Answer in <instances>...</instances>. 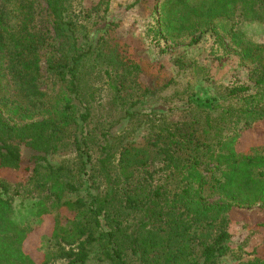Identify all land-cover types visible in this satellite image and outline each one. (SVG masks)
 <instances>
[{"label": "rangeland", "instance_id": "obj_1", "mask_svg": "<svg viewBox=\"0 0 264 264\" xmlns=\"http://www.w3.org/2000/svg\"><path fill=\"white\" fill-rule=\"evenodd\" d=\"M203 1L208 0H188L192 6H199ZM160 3L161 0L67 1V9L62 16L65 22L71 24L73 41L80 53H88L80 62L76 83L82 98L91 107L92 119L85 125L77 121V124L71 123L59 129L53 140L56 150L46 156V161L35 160V151L21 149L18 169L0 168V176L10 182L5 187L4 196L12 204V219L18 226L35 227L34 204L44 200L51 216L58 217V225L65 228L64 238L68 240L42 234L34 245L35 252L43 258L47 257L48 264H67L63 253L70 250L77 252L78 244L86 239L74 237V228L68 219L74 216V212L63 211L62 216L55 199L48 195L54 179L71 181L78 188L75 192L65 193L64 200L80 198L87 202L82 208L87 212L78 218L82 224L90 219L88 204L92 197L104 195L110 188L117 203L124 201L125 192H129L135 184L140 187L138 194L146 188L155 190L164 187V194L168 196V201H172V195L181 188L183 172L172 174L158 162L147 164L144 168H124L119 163L122 149L150 146L160 129L168 125L179 126L192 119L195 109L185 103L189 95L195 100L194 104L205 107L210 101L221 99L231 86L253 84V68L242 65L233 53L216 43L217 39L228 38L221 32L223 19L214 21L215 29L210 27L194 35L185 34L180 40L172 42L156 36L152 31L156 27ZM261 7L256 5L260 11ZM32 11L28 31L45 38V44L37 50L41 70L35 83L39 91L46 93V102L52 106L58 103L57 108L61 110L64 104L61 99L73 97L51 67L65 62L62 55L71 50L73 41L59 36L61 30L53 24V16L45 0H35ZM0 12H3L6 24L19 27L22 16L12 7L0 1ZM234 20L239 22L238 25L242 24L248 39L264 42V25L241 23L242 19L238 16ZM196 37L199 41L193 43ZM23 92L24 86L15 77L7 54L3 55L0 58V115L9 127L21 128L44 117L40 116L41 104L32 101ZM72 104L77 106L76 116L83 112L76 101L72 100ZM15 109L17 115L12 113ZM24 113L31 119H22L20 115ZM253 128L254 125L242 133L235 148L252 149L263 155L264 142L261 139L264 137L261 138ZM80 137L87 139L86 147L82 148L91 156L90 163L83 170L80 166L83 154L76 147V140ZM105 154L109 156L102 162ZM58 167H63L64 172L54 176L51 168ZM201 170L209 185L220 176V170L208 163L202 164ZM209 185H205L201 192L203 200L209 205H222V198ZM94 207L95 204H92ZM121 211L124 235L120 240L125 236V244H129L133 239L127 238V232L133 234L136 231L134 237H138L144 235L149 226H143V223L139 226L140 222L147 221L141 218V212L129 208ZM222 216L209 230L212 236L219 230L228 234L225 242L229 241L231 248L218 259V264H238L255 256L264 257V227L260 226L264 221V206L256 205L251 210L233 209ZM105 219L102 216L98 218L99 228L92 221L88 224L92 239L84 243L88 256L85 264H111L102 249L108 248L105 232L115 231L117 225L112 214ZM201 232L199 230L197 234ZM202 233L206 234L208 230ZM200 240L196 239L191 246L193 253L203 239ZM140 246L133 244L136 253L130 254L131 264H139ZM156 257L162 259V254L160 250L152 249L148 258L153 260Z\"/></svg>", "mask_w": 264, "mask_h": 264}, {"label": "trees", "instance_id": "obj_2", "mask_svg": "<svg viewBox=\"0 0 264 264\" xmlns=\"http://www.w3.org/2000/svg\"><path fill=\"white\" fill-rule=\"evenodd\" d=\"M0 1L22 16L19 27H12L4 22V14L0 12V58L7 54L15 77L24 86L23 94L41 104L40 116H44L39 122L13 128L0 115V168L16 170L21 161V149L35 151V160L46 161V156L56 150L53 140L59 129L71 123L77 124V121L82 125L91 121V107L82 98L76 83L80 62L88 53H80L73 41L71 24L65 22L62 16L69 0H45L52 13L53 24L61 30L59 36L73 41L71 50H66L62 55L65 62L51 67L73 98L63 97L61 110L57 108L58 103L50 105L46 102V93L39 91L35 83L41 70L37 50L45 44V38L29 32L27 28L33 17L35 0ZM256 5L262 6L261 11ZM237 16L242 19L241 23L264 25V0H208L199 6L190 5L188 0H161L156 27L154 30L152 28L156 36L176 42L185 34L194 35L210 27L215 29L214 21L223 19L221 32L228 38L222 41L217 39L216 43L233 53L242 65L253 68V84L231 86L221 99L210 101L205 107L194 104L195 100L189 95L185 103L195 109L192 119L179 126L168 125L160 129L150 146L122 149L119 163L124 168H144L147 164L158 162L172 174L183 172L181 188L172 195V201H168L164 187L155 190L146 188L138 194L140 187L135 184L129 192H125L124 201L117 203L110 188L104 195L92 197L88 204L90 219L82 224L78 218L87 212L82 210L87 202L80 198L64 200L65 193L75 192L78 188L71 181L54 179L48 195L55 199L61 215L63 211L74 212V216L68 218L74 228V237H86L84 242L78 244L77 252L70 250L63 253L67 264H85L88 256L84 243L92 239L88 224L92 221L99 228L98 218L109 219L111 214L117 226L115 231L105 232L108 248L102 249L111 264H131L130 254L136 253L133 244L141 245L139 264H218V259L228 253L231 246L229 241L225 242L228 239L226 231L219 230L215 236L209 231L214 228L216 220L233 209L251 210L256 205L264 206V156L255 153L256 150L235 148L243 132L264 121V42L248 39L242 24L238 25L239 22L234 20ZM192 41L197 43L199 38ZM72 100L83 110L78 116L75 112L77 106L72 104ZM12 113L17 115V110ZM20 116L31 119L26 113ZM76 142L77 149L83 154L80 160L83 170L91 161V156L82 148L86 147L87 139L80 137ZM108 156L105 154L102 162ZM205 163L220 170L219 178L213 179L211 185L201 170ZM51 171L57 176L56 173L64 172V168H51ZM7 184L10 182L0 176V264H48L47 257L36 253L34 245L42 234L68 240L64 238L65 228L58 225V217L51 216L44 200L34 204L37 225L33 228L18 226L12 219V204L4 196ZM205 185L219 194L222 205H209L203 200L201 192ZM92 204H95L94 208ZM124 208L141 212V218L147 220L148 224L140 222L139 226L141 223L149 226L144 235L138 237H134L136 231L133 234L127 232V238L133 239L129 244H125V236L120 240L124 235L121 211ZM154 222L159 224L155 225ZM260 226L264 227V221ZM199 230H208V233L197 234ZM196 239L203 240L193 253L191 246ZM152 249L160 250L162 259L156 257L150 260L148 254ZM238 264H264V257L255 256L250 261Z\"/></svg>", "mask_w": 264, "mask_h": 264}, {"label": "crops", "instance_id": "obj_3", "mask_svg": "<svg viewBox=\"0 0 264 264\" xmlns=\"http://www.w3.org/2000/svg\"><path fill=\"white\" fill-rule=\"evenodd\" d=\"M254 126H255V128H253L254 131L258 135H260L261 138L264 137V130H263V128H264V122H259L258 124H255ZM261 141L264 142V138H262ZM263 155H264V153H263Z\"/></svg>", "mask_w": 264, "mask_h": 264}]
</instances>
